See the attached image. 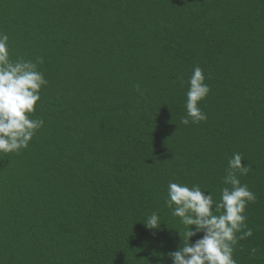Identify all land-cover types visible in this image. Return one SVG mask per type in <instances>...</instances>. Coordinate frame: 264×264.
Listing matches in <instances>:
<instances>
[{
	"label": "trees",
	"instance_id": "trees-1",
	"mask_svg": "<svg viewBox=\"0 0 264 264\" xmlns=\"http://www.w3.org/2000/svg\"><path fill=\"white\" fill-rule=\"evenodd\" d=\"M0 32L48 81L44 126L0 153V264H172L169 182L219 201L233 153L256 196L233 256L264 264V0H0ZM196 66L207 120L185 125Z\"/></svg>",
	"mask_w": 264,
	"mask_h": 264
},
{
	"label": "clouds",
	"instance_id": "clouds-1",
	"mask_svg": "<svg viewBox=\"0 0 264 264\" xmlns=\"http://www.w3.org/2000/svg\"><path fill=\"white\" fill-rule=\"evenodd\" d=\"M8 42L9 36L0 32V153L6 154L26 149L44 126L43 119L31 116L41 99L42 87L48 83L39 70L44 58L20 57L13 61ZM205 80L203 69L196 66L187 81L186 116L181 123L188 125L207 120V114L199 106L211 90ZM243 161L240 153H233L229 159L223 183L230 187L221 189L219 201L214 200L212 191L206 193L199 185L189 187L169 182L167 207L188 226V230L181 233L183 246L168 253L172 264H237L233 256L235 246L239 240L252 235L246 224V207L256 200L255 194L239 178L249 172V166ZM143 221L150 230L161 224L156 213ZM198 233L203 235L191 242Z\"/></svg>",
	"mask_w": 264,
	"mask_h": 264
}]
</instances>
